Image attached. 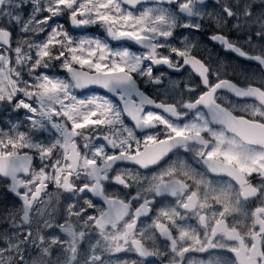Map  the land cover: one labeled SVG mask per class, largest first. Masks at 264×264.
Returning a JSON list of instances; mask_svg holds the SVG:
<instances>
[{"label": "snow or ice", "instance_id": "1", "mask_svg": "<svg viewBox=\"0 0 264 264\" xmlns=\"http://www.w3.org/2000/svg\"><path fill=\"white\" fill-rule=\"evenodd\" d=\"M197 34L264 71V0H0V264H264V82Z\"/></svg>", "mask_w": 264, "mask_h": 264}, {"label": "flooded vegetation", "instance_id": "2", "mask_svg": "<svg viewBox=\"0 0 264 264\" xmlns=\"http://www.w3.org/2000/svg\"><path fill=\"white\" fill-rule=\"evenodd\" d=\"M63 22V21H62ZM67 26V25H66ZM208 32L210 33L212 31L211 28L207 29ZM227 32V30H225ZM78 34H83V33H78ZM88 35H103L102 30L98 28H92L89 30L87 33ZM231 38L233 40H237L238 37L235 34H230ZM197 39L200 40L201 42V47L202 49H207L208 51H212L213 55H218L222 60L226 61L228 64H230L232 67L237 68L236 74H231L232 73V67L228 69L229 75L223 78H227L232 80L235 83H238L240 86H247V83H253L254 86H260L261 82H264V71H261L259 66L255 62H249L246 60H243L242 58H237L234 54L231 53H225L218 45H214L211 42L207 40L206 36H201L200 34H197L196 36ZM135 50V49H134ZM205 54L204 51H201L200 55L203 56ZM240 69H246L249 76L251 77L250 80L245 81L243 76L240 73ZM160 71H165L164 68H161ZM173 79H180L178 76H173ZM141 86L144 87V90L147 91L150 95L152 93L151 86L145 87L142 83ZM96 91H99L101 94L104 93L105 90L102 89H96ZM229 99L233 100L235 103L238 104H244V103H252L253 101L251 99H241V98H235L232 97L231 94H228ZM21 118L23 117V113H20ZM181 159H183V156H181ZM38 163V162H37ZM253 182L258 183L259 178L258 177H253ZM7 184L8 182L0 178V209L3 208H19L20 207V202L17 200L16 197L8 193L7 191ZM50 192H54V188L50 186L49 188ZM111 191V190H110ZM47 199V197H45ZM161 204L157 205V208L161 207ZM258 206V201H249L246 207V211L251 212L255 209V207ZM62 222V221H60ZM150 220H145V223H150ZM229 223H232V220H229ZM59 234V233H56ZM151 236V232L148 234ZM146 247H148L150 250H155V248L158 246L162 251L166 250V242L159 237H156L155 240L150 239V238H145L143 241ZM128 254V253H127ZM126 254V256H127ZM135 257L136 264H152L154 260H158L159 264H167V261L161 260L159 257H149L145 260H141L138 258L135 254L130 253ZM207 256H196V259H202L206 261ZM227 258V257H225ZM132 264V262H131Z\"/></svg>", "mask_w": 264, "mask_h": 264}, {"label": "rangeland", "instance_id": "3", "mask_svg": "<svg viewBox=\"0 0 264 264\" xmlns=\"http://www.w3.org/2000/svg\"><path fill=\"white\" fill-rule=\"evenodd\" d=\"M33 255H36V253H33ZM56 253H53L52 259H55ZM120 260H127L129 262V264H131L132 261H135V257L133 255H131L130 253L127 254H120ZM209 259V257H206V261ZM142 264V263H140ZM152 264H159L158 260H154V262Z\"/></svg>", "mask_w": 264, "mask_h": 264}]
</instances>
